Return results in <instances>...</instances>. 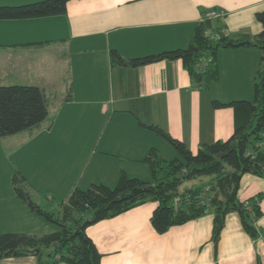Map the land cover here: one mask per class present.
<instances>
[{"label":"crops","instance_id":"crops-1","mask_svg":"<svg viewBox=\"0 0 264 264\" xmlns=\"http://www.w3.org/2000/svg\"><path fill=\"white\" fill-rule=\"evenodd\" d=\"M210 9L224 14L204 19ZM257 11H264V0H68L63 13L0 19V84L37 85L47 103L39 124L0 136V233L52 229L16 196L15 170L31 198L55 210L75 186L113 185L120 172L149 179L141 158L150 147L163 157L175 154L172 149L164 156L168 143L139 122L161 127L192 153L202 142L228 138L243 111L213 106L212 100L253 97L261 49L219 47L211 54L217 76L205 86L192 81L180 58L120 65L110 50L130 58L185 47L201 21L204 31L252 38L261 30ZM189 180L183 188L201 181ZM257 194L258 236L251 238L229 212L216 252L211 212L157 232L150 222L152 201L100 219L86 233L101 252L100 264H264V175L242 174L239 198ZM35 261L31 254L0 258V264Z\"/></svg>","mask_w":264,"mask_h":264},{"label":"trees","instance_id":"trees-1","mask_svg":"<svg viewBox=\"0 0 264 264\" xmlns=\"http://www.w3.org/2000/svg\"><path fill=\"white\" fill-rule=\"evenodd\" d=\"M68 0H35L32 2L0 5V19L47 16L65 12ZM261 30L252 38H218L204 34L206 22L194 29L185 47L162 50L157 53L123 58L111 49L112 62L136 66L161 59L180 58L192 81L200 86L216 78L211 65L204 72H196L197 59L213 54L219 47L252 45L261 49V66L253 83L251 99L221 102L212 100L213 106L231 105L243 111L242 118L234 121L231 135L199 144L192 153L185 142L169 135L153 124H144L163 138L175 150L171 157L161 156L150 147L141 158L150 170L149 179H141L120 172L115 184L91 183L85 188L75 186L59 208L47 210L30 196L24 176L15 170L12 174L13 190L36 214L52 225L40 235L26 232L0 233V258L4 256L34 255L35 264H100L101 252L86 233L88 225L112 217L138 204L152 201L155 207L150 222L157 232L171 225L181 224L206 212L212 213L211 240L214 252L226 214L235 212L241 227L251 237L258 236L255 221L262 214L258 203L260 194L241 200L238 196L240 178L244 173L264 175V148L259 146L264 129V11L255 13ZM47 115L44 91L33 84H0V136L13 134L39 124ZM199 178L198 184L182 187L184 181ZM206 187L208 203L203 204L199 194ZM176 195H188L189 203L175 207ZM257 264H261L257 259Z\"/></svg>","mask_w":264,"mask_h":264},{"label":"built area","instance_id":"built-area-1","mask_svg":"<svg viewBox=\"0 0 264 264\" xmlns=\"http://www.w3.org/2000/svg\"><path fill=\"white\" fill-rule=\"evenodd\" d=\"M224 14V10L223 9H210L209 11H207V13L204 15V19L206 18H211V17H221ZM204 34L207 37H213V38H218L221 35H223V31L222 30H217V31H208L205 30ZM214 64V59L212 57L211 54H205L200 56L195 65H194V69L196 72H204L209 66ZM259 146L261 148H264V129L261 132V140L259 143ZM199 199L201 201V203L203 204H207L208 203V196H207V192H206V187L203 188V190L200 192L199 194ZM189 203V196L188 195H176L173 197L172 199V204L175 207L178 206H183Z\"/></svg>","mask_w":264,"mask_h":264},{"label":"rangeland","instance_id":"rangeland-1","mask_svg":"<svg viewBox=\"0 0 264 264\" xmlns=\"http://www.w3.org/2000/svg\"><path fill=\"white\" fill-rule=\"evenodd\" d=\"M168 146H169V150L168 149H166V150H163L162 152H163V154H164V156H171L170 154H171V152H170V150L173 152V148H172V146L171 145H169L168 144ZM166 148V147H165ZM187 181H190V180H187ZM187 181H185L186 183H189V182H187ZM40 204V206L41 207H43L44 209H47V210H53V209H51L50 207H46V205L44 206L43 204H41V203H39ZM57 208V207H56ZM55 208V210L54 211H56L57 209Z\"/></svg>","mask_w":264,"mask_h":264}]
</instances>
